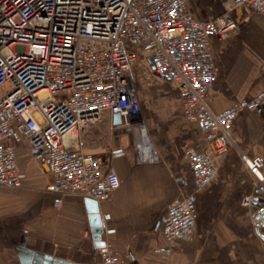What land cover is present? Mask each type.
Masks as SVG:
<instances>
[{"label":"built area","instance_id":"obj_1","mask_svg":"<svg viewBox=\"0 0 264 264\" xmlns=\"http://www.w3.org/2000/svg\"><path fill=\"white\" fill-rule=\"evenodd\" d=\"M236 3L264 17V0ZM234 29L224 15L198 20L186 0H0V186H22L16 151L7 142L25 139L50 177L46 190L55 196V206L69 193L96 202L109 199L118 177L83 153L79 132L100 123L106 112L118 114L125 125L138 116L133 46L148 57L158 81L176 87L184 118L204 133L210 151L223 153L236 117L264 106L263 87L221 111L209 109L217 76L210 42L226 40ZM134 126L140 132L142 126ZM137 157L141 163L157 159L143 141ZM185 158L195 191L213 182V155L187 151ZM240 160L253 178L242 205L254 208L251 221L259 232L264 230V156L240 154ZM195 221L193 193L169 203L153 255H170L175 240L192 235ZM97 255L100 264L120 260L107 243Z\"/></svg>","mask_w":264,"mask_h":264},{"label":"crops","instance_id":"obj_2","mask_svg":"<svg viewBox=\"0 0 264 264\" xmlns=\"http://www.w3.org/2000/svg\"><path fill=\"white\" fill-rule=\"evenodd\" d=\"M186 3L198 20L224 15L235 23L226 40L210 42L217 76L209 89V109L218 112L253 97L264 87V17L236 0ZM131 49L136 55L131 77L138 116L125 125L122 117L106 112L100 123L79 132L83 153L98 159L102 171L119 180L108 200L95 201L104 226L101 241L116 249L117 264H264L259 237L264 230L253 229L254 208L242 205L253 178L240 160V154L264 156V106L241 112L232 123L231 143L215 154L198 126L184 118L176 87L156 79L139 46ZM137 123L156 154L153 163L138 160L142 139L134 129ZM7 143L16 151L23 178L20 188L0 186V264H34L16 251L23 237L25 249L59 264H100L87 198L64 194L61 205L55 206V196L46 190L50 177L38 155L25 139ZM187 151L213 155L216 177L199 191L194 190ZM188 193H193L196 208L192 235L175 240L167 257L153 255L167 206Z\"/></svg>","mask_w":264,"mask_h":264},{"label":"water","instance_id":"obj_3","mask_svg":"<svg viewBox=\"0 0 264 264\" xmlns=\"http://www.w3.org/2000/svg\"><path fill=\"white\" fill-rule=\"evenodd\" d=\"M118 115V114H116ZM119 116V115H118ZM45 169V168H44ZM87 211L89 213V223L91 226L92 240L94 241V246L96 248H101L104 245V242L101 241V236L104 232L103 222L98 213L96 202L91 199H86ZM264 229V225H263ZM260 239L264 241V235H259ZM16 251L26 259H30L34 264H59L60 261L52 258L48 255H43L41 253L32 252L24 248V237L20 241Z\"/></svg>","mask_w":264,"mask_h":264},{"label":"bare ground","instance_id":"obj_4","mask_svg":"<svg viewBox=\"0 0 264 264\" xmlns=\"http://www.w3.org/2000/svg\"><path fill=\"white\" fill-rule=\"evenodd\" d=\"M139 134H140V137H141L142 141L146 145V148H148V147L150 148L151 146L148 144L149 142L147 141L148 139H147V136H146V131L144 130L143 127L140 128Z\"/></svg>","mask_w":264,"mask_h":264},{"label":"rangeland","instance_id":"obj_5","mask_svg":"<svg viewBox=\"0 0 264 264\" xmlns=\"http://www.w3.org/2000/svg\"><path fill=\"white\" fill-rule=\"evenodd\" d=\"M134 82H136V79H135V81ZM135 84V83H134ZM137 84V83H136Z\"/></svg>","mask_w":264,"mask_h":264}]
</instances>
